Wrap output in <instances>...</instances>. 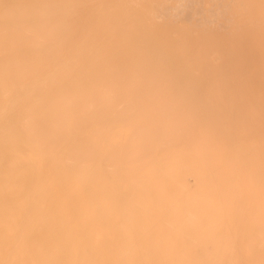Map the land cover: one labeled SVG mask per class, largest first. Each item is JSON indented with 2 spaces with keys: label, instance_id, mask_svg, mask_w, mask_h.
I'll use <instances>...</instances> for the list:
<instances>
[{
  "label": "bare ground",
  "instance_id": "6f19581e",
  "mask_svg": "<svg viewBox=\"0 0 264 264\" xmlns=\"http://www.w3.org/2000/svg\"><path fill=\"white\" fill-rule=\"evenodd\" d=\"M0 264H264V0H0Z\"/></svg>",
  "mask_w": 264,
  "mask_h": 264
}]
</instances>
